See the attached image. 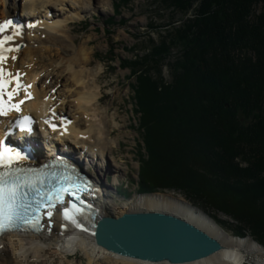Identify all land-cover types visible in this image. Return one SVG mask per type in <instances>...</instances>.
Here are the masks:
<instances>
[{"label": "trees", "instance_id": "1", "mask_svg": "<svg viewBox=\"0 0 264 264\" xmlns=\"http://www.w3.org/2000/svg\"><path fill=\"white\" fill-rule=\"evenodd\" d=\"M160 1L182 19L124 66L144 155L163 169L144 167L141 188L179 192L220 224L210 210L224 212L262 243L237 208L263 216L264 0Z\"/></svg>", "mask_w": 264, "mask_h": 264}, {"label": "bare ground", "instance_id": "2", "mask_svg": "<svg viewBox=\"0 0 264 264\" xmlns=\"http://www.w3.org/2000/svg\"><path fill=\"white\" fill-rule=\"evenodd\" d=\"M103 3L104 0H0L1 20L15 13H19L31 25L39 19L37 28L24 30L23 37L15 40V45L24 42L25 46L18 52H13L11 56L15 59L6 64L7 69L25 71L27 81H39L36 100L27 105L29 111L43 112L52 104L58 106L57 112L60 115L72 120L66 136L59 137L57 133H52L48 141L42 140V147L48 152L58 149L59 153L67 155L71 160L76 159L77 164L85 168L86 173L95 180L98 194L95 200L99 201L97 211L100 216L97 219H121L143 211L162 212L198 226L218 238L223 247L210 256L185 263L132 257L99 244L100 240L95 235V219L91 218L87 228L80 226L81 228L72 232L66 230L63 233L61 211L56 212L51 219L54 226L50 234L46 231L37 234L8 233L2 237L0 264H52L49 260L54 256L60 257V262L65 264L69 255L78 251L84 254L88 264H264V247L250 238L230 235L224 228L218 227L212 217L187 200V197L167 192L146 194L136 199L124 198L120 203H115V199L104 189L101 175L96 173L94 178L87 169V165H93L97 172L96 164H100L101 170L105 171L114 163L110 155L115 143L119 142L116 137L112 138L113 129L118 127L115 120L118 114L115 113V117L112 116L108 121L99 111L97 104L102 98V86L98 81L102 67L100 64L90 67L93 62V51L89 45L91 40L75 44L67 24L82 17L80 15L85 8L95 10V5ZM64 9L66 12H63ZM45 38L50 39V42L45 41ZM52 51L57 52L59 65L63 70L54 69L50 72L49 67L41 65L45 55L49 56L47 54ZM54 88L58 89L57 92L48 98L49 91ZM115 95H119V90L115 91ZM83 113L89 119L88 122ZM43 148L40 147L39 150ZM42 154L46 159L51 158V154ZM160 167L159 165L158 168ZM116 169L119 172L122 170L120 166H116ZM12 247L14 252L10 254Z\"/></svg>", "mask_w": 264, "mask_h": 264}, {"label": "rangeland", "instance_id": "3", "mask_svg": "<svg viewBox=\"0 0 264 264\" xmlns=\"http://www.w3.org/2000/svg\"><path fill=\"white\" fill-rule=\"evenodd\" d=\"M63 12H66V10L64 9ZM70 13L67 14L68 17ZM80 16L82 17L70 21L67 28L71 30V36L74 37L75 44L91 40L89 45L93 51V62L90 67H96L97 64L102 67L98 81L99 85L102 86V98L97 107L105 120L109 121L112 116L115 117V113L118 114L117 118L115 117L118 127L113 129L112 138L116 137L119 142L115 143L113 153L110 155L114 163L105 171L101 170L102 166L100 164L94 163L98 166L97 172L91 170V174L95 176L96 173H99V176L101 175L104 189L115 199V203H120L124 198L136 199L146 194L155 195L175 192L167 190L157 192L149 189L150 187H148L146 181L147 189L141 188L142 169L145 167L147 170L148 168L149 173V171H154V168L157 169L159 166L155 163L154 158L150 160L151 157L148 158L147 155H144L141 134L138 130L140 122L133 111V105L135 104L132 85H136V78L131 69L124 68V66L131 65L137 59V56H143L150 46V41L152 39L158 40L161 35L168 34L171 31L168 25L171 23L179 24L183 15L180 13L174 14L172 9L164 7L160 0H104L102 5H95V10L85 8ZM44 40L50 42L48 38ZM47 55L49 56L46 57L45 55L41 61L42 66L49 67L48 71L50 72L54 69L63 70V67L59 65L56 51H52ZM112 59L115 61L111 62ZM163 75L166 80L170 79L167 68L163 69ZM116 90H119L117 96L115 95ZM85 119L87 122L89 121L86 116ZM140 160H144L146 164H142ZM115 165L121 167V172L116 169ZM90 166L93 167V165ZM158 169L159 171L163 170L162 168ZM160 175L163 177V174L160 173ZM175 193L184 196L179 192ZM262 205L258 208V211L264 210V203ZM237 209L246 213L245 218L250 220L249 225L251 227H255V229L264 227V218H262L264 211L261 213V216H263L260 218L255 211L253 215L249 210ZM210 213L214 214L222 223L220 224L215 220L217 225L224 228L230 235L236 238H250L261 247H264V241L259 242L251 236L250 232H245L244 236L235 235L227 227L228 224L236 225L235 220L230 215L211 210ZM13 250V247L10 248V254L14 252ZM60 259V257L54 256L49 262L62 264ZM65 264H88V260L81 251H78L74 255H69V259L65 261Z\"/></svg>", "mask_w": 264, "mask_h": 264}, {"label": "water", "instance_id": "4", "mask_svg": "<svg viewBox=\"0 0 264 264\" xmlns=\"http://www.w3.org/2000/svg\"><path fill=\"white\" fill-rule=\"evenodd\" d=\"M95 226L99 244L152 261L191 262L223 247L218 238L198 226L162 212L143 211L121 219L102 217Z\"/></svg>", "mask_w": 264, "mask_h": 264}, {"label": "snow or ice", "instance_id": "5", "mask_svg": "<svg viewBox=\"0 0 264 264\" xmlns=\"http://www.w3.org/2000/svg\"><path fill=\"white\" fill-rule=\"evenodd\" d=\"M10 23L11 21H7L3 25H0V33L5 32ZM11 40H13V35L0 38V65H2L5 60L3 52L12 50L4 48V45ZM14 58L15 57H13V59ZM9 76H11V74H9ZM9 82L10 81L4 79L3 71L0 69V116L8 114L4 106L5 101L3 97L5 94L4 90ZM8 99H11V93H9ZM13 107H16L17 111L19 110L17 106L14 105ZM10 152L11 150L7 148L0 151V233L15 228L18 222L24 219L22 210L30 206V203H25L30 191L34 193L33 199L36 205L39 206L41 204V200L38 198L40 195L39 188L34 186L26 175H22L20 169L11 168ZM56 199H59L58 193ZM51 206L52 205H49V207ZM47 215L51 217L52 212L48 211ZM64 216L66 219H72V222L76 223V221L68 215L67 210H65Z\"/></svg>", "mask_w": 264, "mask_h": 264}]
</instances>
